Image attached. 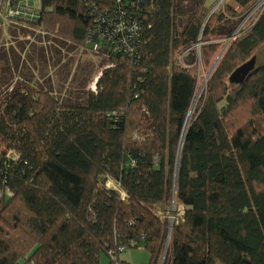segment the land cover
I'll use <instances>...</instances> for the list:
<instances>
[{
  "label": "trees",
  "instance_id": "obj_1",
  "mask_svg": "<svg viewBox=\"0 0 264 264\" xmlns=\"http://www.w3.org/2000/svg\"><path fill=\"white\" fill-rule=\"evenodd\" d=\"M30 1L0 12L29 31L9 27L18 49L0 32V264H101L103 253L131 264L126 249L158 264L165 245L168 264H264V63L230 81L264 47V5L190 118L193 45L217 41L203 44L210 66L238 24L234 6L209 16L216 0ZM35 32L49 66L64 47L102 56L93 87L89 75L69 96L41 83L20 39Z\"/></svg>",
  "mask_w": 264,
  "mask_h": 264
},
{
  "label": "rangeland",
  "instance_id": "obj_2",
  "mask_svg": "<svg viewBox=\"0 0 264 264\" xmlns=\"http://www.w3.org/2000/svg\"><path fill=\"white\" fill-rule=\"evenodd\" d=\"M214 1L215 0H209V3H212ZM30 2L34 3L35 5L39 4V0H31ZM9 27H12V29H14V31L17 32V33L21 32L20 35H22L24 33V32H22V30L25 31L24 30L25 28L22 29L21 26L15 24V23H12L11 20H8V21H6V20L4 21L3 20V21H1V23H0L1 39H2V37H4L7 41H9L7 43V47L11 45L12 39L14 38L9 33ZM26 31L29 33L28 30H26ZM30 32H32V31H30ZM38 35H40V33L35 32V34H32V35L29 34V36H27V37L24 36V35L20 36V39H23L25 41H27V40L30 41V43H28L29 44V48L28 49L30 51H32V48H33V51L35 52V54L37 56V59H38L37 65L39 66V68H37V69H33V68L32 69H33L34 73L40 71V73H37V78H38V80L41 83H45L46 84L47 82H50V80H52L55 83V86L59 88V90H60V88L64 87L63 92L66 95L69 96V93H71V91H73V85L76 86L75 82H73V81L75 80V81H78V82H83V77L87 78V76L89 75L88 81L89 80L90 81L87 84V86H84L83 88H92L93 87V85L91 83H93L92 81H93L95 75L100 70V64L103 62V57L102 56H93L92 54H90V53H88L86 51L85 52L84 51H77V50L71 49L69 47L68 48L64 47V49H63L60 43L53 41L51 43V47H53L52 49L57 48L58 46H61V48H62L61 54H60L61 58L60 59L56 58L55 55H54L55 64L54 65L52 64V66H49V63H45V61L41 57L38 56V54H39L40 56H42L44 58L45 57L48 58V56H45L44 51H41V49L43 47L41 45V43L35 42L37 40L36 37L38 38ZM2 42H5V41H2ZM212 42H217V41H215L214 39H212V40L210 39L208 41V43H212ZM31 44H35V46L34 47L31 46ZM13 46H14V44H13ZM14 47L18 49L16 42H15V46ZM203 47H204V45H202V48ZM202 48H201V55L203 56ZM49 50H50V48L48 47L46 52H48ZM221 50H222V48L220 47L219 53L221 52ZM24 54H26V53H24ZM256 56H257V65L263 64L264 63V47L261 48L258 51ZM214 60L216 61V64H215L216 66L214 67L213 70L212 69L210 70V68H212V66L214 65V61L209 66V69L208 68H200L198 65L195 64V66H197V68H198L197 69V75H198V81L199 82H198V88H197L196 97L193 100V105H192V107H191V109L189 111V117L190 118L196 112L199 100L202 97L204 89L208 85V82H209V79L211 77V74L214 73V71L217 69L221 58L217 56ZM67 61H70L69 62L70 64L71 63H73V64L77 63V66L73 68V77L69 78L70 76H68L67 77L68 80L64 81V83L65 84L67 83L68 86H64L63 79H62L63 72H64V70L66 68H69V65H70V64H68L67 67H66ZM0 68H1V65H0ZM65 73H67V72L65 71ZM65 76H67V74H65ZM79 88L80 87L76 86L75 87L76 91H73V92L79 93ZM175 207H177V206L175 205ZM173 208H174V206H173ZM180 209L183 210V208H180ZM167 250H168L167 246L165 245V248H164V250L162 252V253L165 254V262L163 264H168L169 252ZM122 253H123L122 255L124 257H126V256L128 257V255L131 253V251L129 249H126ZM163 257H164V255H163ZM161 261L162 260H160L158 264H161ZM100 262H101V264H110L109 256H107V254L103 253L102 256H101Z\"/></svg>",
  "mask_w": 264,
  "mask_h": 264
},
{
  "label": "built area",
  "instance_id": "obj_3",
  "mask_svg": "<svg viewBox=\"0 0 264 264\" xmlns=\"http://www.w3.org/2000/svg\"><path fill=\"white\" fill-rule=\"evenodd\" d=\"M87 4L92 3L93 0H85ZM234 6L236 8V11L239 14L238 17V24L234 28L233 32L229 37L219 39L222 44V50L219 53L218 57H222L224 54V51L229 47V45L236 39L238 38L244 31H246L257 19L261 11L263 10V5H264V0H253L249 6H247L245 9L240 8L232 3L231 0H216L214 6L212 7L209 16L213 14H221L224 13L228 10L229 6ZM0 12L9 15V16H16L21 13V8L18 7V5H14L13 0H0ZM211 38H205L199 43L193 45V47H197L198 49V60H197V65L200 68H208L209 66H206L204 63V60L201 55V48L202 45L208 42ZM212 40V39H211ZM215 40V39H214ZM192 47L188 48H183L181 49L177 54L178 56L182 57L184 54H187ZM216 61H214V65L210 70L214 69L216 66ZM208 80V79H207ZM168 249V246H167ZM165 255V254H164ZM165 262V257H163L161 264Z\"/></svg>",
  "mask_w": 264,
  "mask_h": 264
},
{
  "label": "water",
  "instance_id": "obj_4",
  "mask_svg": "<svg viewBox=\"0 0 264 264\" xmlns=\"http://www.w3.org/2000/svg\"><path fill=\"white\" fill-rule=\"evenodd\" d=\"M257 66V56H253L250 60L240 65L231 75L230 81L234 83H242L245 78Z\"/></svg>",
  "mask_w": 264,
  "mask_h": 264
},
{
  "label": "crops",
  "instance_id": "obj_5",
  "mask_svg": "<svg viewBox=\"0 0 264 264\" xmlns=\"http://www.w3.org/2000/svg\"><path fill=\"white\" fill-rule=\"evenodd\" d=\"M127 258L131 261V264H149L148 254L141 249L131 251Z\"/></svg>",
  "mask_w": 264,
  "mask_h": 264
}]
</instances>
